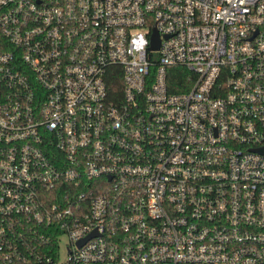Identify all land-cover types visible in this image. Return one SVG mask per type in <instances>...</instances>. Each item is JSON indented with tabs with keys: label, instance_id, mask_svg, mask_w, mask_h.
Returning a JSON list of instances; mask_svg holds the SVG:
<instances>
[{
	"label": "built area",
	"instance_id": "1",
	"mask_svg": "<svg viewBox=\"0 0 264 264\" xmlns=\"http://www.w3.org/2000/svg\"><path fill=\"white\" fill-rule=\"evenodd\" d=\"M0 264H264V0H0Z\"/></svg>",
	"mask_w": 264,
	"mask_h": 264
},
{
	"label": "trees",
	"instance_id": "2",
	"mask_svg": "<svg viewBox=\"0 0 264 264\" xmlns=\"http://www.w3.org/2000/svg\"><path fill=\"white\" fill-rule=\"evenodd\" d=\"M186 75L187 72L184 69L178 67L168 68V81L170 82V92L181 93L188 90V87H186L184 83ZM110 85L112 90L116 92L120 91L119 79H111Z\"/></svg>",
	"mask_w": 264,
	"mask_h": 264
},
{
	"label": "water",
	"instance_id": "3",
	"mask_svg": "<svg viewBox=\"0 0 264 264\" xmlns=\"http://www.w3.org/2000/svg\"><path fill=\"white\" fill-rule=\"evenodd\" d=\"M157 48H158L157 36L154 35L153 38H152V43H151L150 49L151 50H156Z\"/></svg>",
	"mask_w": 264,
	"mask_h": 264
}]
</instances>
